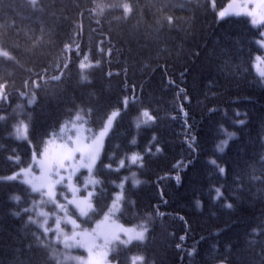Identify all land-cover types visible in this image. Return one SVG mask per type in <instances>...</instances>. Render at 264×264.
Instances as JSON below:
<instances>
[{"label":"trees","instance_id":"obj_1","mask_svg":"<svg viewBox=\"0 0 264 264\" xmlns=\"http://www.w3.org/2000/svg\"><path fill=\"white\" fill-rule=\"evenodd\" d=\"M230 1L0 0V264H68L10 174L65 123L96 133L113 111L82 227L120 197L147 238L110 260L264 264L262 29L219 18Z\"/></svg>","mask_w":264,"mask_h":264},{"label":"rangeland","instance_id":"obj_2","mask_svg":"<svg viewBox=\"0 0 264 264\" xmlns=\"http://www.w3.org/2000/svg\"><path fill=\"white\" fill-rule=\"evenodd\" d=\"M218 15L221 19L245 17L254 27L262 28L260 45L264 49V0H231L219 9ZM8 54L0 49V55ZM254 68L264 81V57L256 61ZM3 98L4 86H1L0 101ZM118 114L119 111H113L96 134H91L86 124L65 123L40 154L34 153L30 166L8 175L13 179L19 177L40 194L32 205L34 220L46 233H52L57 245V249H52L53 254L64 263L116 264L109 259L115 244L147 238L146 228L125 225L116 217L120 197L95 225L82 227L81 219L92 210L91 200L98 185L95 168ZM15 135L27 139V124L18 125Z\"/></svg>","mask_w":264,"mask_h":264}]
</instances>
